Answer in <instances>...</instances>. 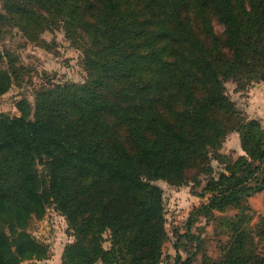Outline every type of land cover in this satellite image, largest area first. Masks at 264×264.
Listing matches in <instances>:
<instances>
[{
	"label": "trees",
	"instance_id": "trees-1",
	"mask_svg": "<svg viewBox=\"0 0 264 264\" xmlns=\"http://www.w3.org/2000/svg\"><path fill=\"white\" fill-rule=\"evenodd\" d=\"M15 26L29 42L63 29L83 44L86 77L45 81L19 114L0 112V264L48 258L29 225L51 205L71 233L63 264H161L170 234L156 181L205 179L207 201L174 232L173 264H195L196 222L264 191V126L226 85L264 81V0H2L0 40ZM23 68L0 47V96ZM232 132L236 158L221 151ZM262 240L264 215L237 213L201 264H264Z\"/></svg>",
	"mask_w": 264,
	"mask_h": 264
},
{
	"label": "rangeland",
	"instance_id": "rangeland-1",
	"mask_svg": "<svg viewBox=\"0 0 264 264\" xmlns=\"http://www.w3.org/2000/svg\"><path fill=\"white\" fill-rule=\"evenodd\" d=\"M0 11H2V0H0ZM0 47L9 48L19 56V64L24 65L20 82L0 96V112L19 114L16 101L23 96L34 101L35 90L45 81L49 82L50 79L54 82L59 80L82 81L86 77L83 65V44L71 41L61 28L53 31L46 30L39 42H29L23 31L15 26L6 38L0 40ZM226 85L229 94L243 113L248 117L260 119L264 126V81L253 83L245 89L239 88L232 80ZM221 151L235 158L244 153L238 132L228 135ZM213 163L215 167L220 166L217 160ZM39 168L43 169V165H39ZM156 183L164 189L165 195L167 228L170 234V239L164 246V256L167 258L166 254L170 246H174L177 241V236L173 231H180V227L184 231L188 218L187 211L191 212L194 207L207 201L208 197L199 195L205 179L202 185L175 186L164 180H157ZM240 203L244 205V208L231 207L223 212L217 211L215 218L207 220L201 217L196 222L194 227L196 232L200 231L198 227L205 226V230L201 233L204 238L203 248L205 250L203 251L213 257L220 255L221 245L228 239L231 224L236 219L237 213L244 214L251 224H256L260 215H264V191L250 195ZM175 226L178 229H175ZM29 229L38 240L48 245L49 256L40 260H28L24 264H63V247L71 240L65 216L54 205H51L43 218H33ZM258 248L264 254V240L258 243ZM202 252L198 254V261L195 264H201Z\"/></svg>",
	"mask_w": 264,
	"mask_h": 264
},
{
	"label": "crops",
	"instance_id": "crops-1",
	"mask_svg": "<svg viewBox=\"0 0 264 264\" xmlns=\"http://www.w3.org/2000/svg\"><path fill=\"white\" fill-rule=\"evenodd\" d=\"M189 213H190V211H187V215H186V216H188ZM185 218H186V217H185ZM183 225H184V222H183ZM177 227H178V225H177ZM177 227L175 226V229H176ZM177 229H178V228H177ZM179 230H180V231H183L182 227H180ZM173 233H174V231H173ZM174 234H175V233H174ZM164 250H165V248H164ZM180 253H182V255H184V257L186 256V255H185V252L180 251ZM176 255H177V250H176V248H175L174 246H170V248H169V250H168V253L166 254L167 258H164V260H163V262H162L161 264H168V263L173 264V263L175 262Z\"/></svg>",
	"mask_w": 264,
	"mask_h": 264
}]
</instances>
